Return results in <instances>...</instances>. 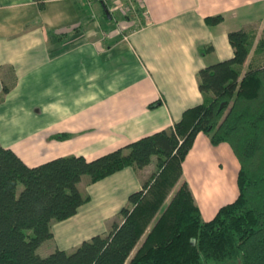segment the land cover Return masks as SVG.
<instances>
[{"label":"crops","instance_id":"crops-1","mask_svg":"<svg viewBox=\"0 0 264 264\" xmlns=\"http://www.w3.org/2000/svg\"><path fill=\"white\" fill-rule=\"evenodd\" d=\"M44 3L41 11L35 0H0V144L29 167L71 156L91 161L173 128L204 103L199 71L233 57L228 34L248 32L264 18V0H145V9L128 15L119 0ZM102 3L109 33L92 15L97 5L104 12ZM113 12L125 21H114ZM216 16L224 22L207 26L205 19ZM152 165L84 185L91 201L53 225L55 249L72 252L107 233ZM231 169L236 187L240 166L231 147H215L200 133L182 180L206 222L235 201H225Z\"/></svg>","mask_w":264,"mask_h":264},{"label":"trees","instance_id":"trees-1","mask_svg":"<svg viewBox=\"0 0 264 264\" xmlns=\"http://www.w3.org/2000/svg\"><path fill=\"white\" fill-rule=\"evenodd\" d=\"M35 1L45 9L44 0ZM223 22V16L205 19L209 27ZM228 40L233 57L197 75L204 103L186 110L169 130L91 161L61 157L36 167L0 144V264H264V65L244 69L248 32H231ZM8 92L5 87L3 96ZM200 133L215 147L228 144L240 166L238 197L208 222L182 180ZM154 158L155 171L107 233L72 252L37 253L54 239V224L91 201L79 188L83 177L96 184L127 168L140 171Z\"/></svg>","mask_w":264,"mask_h":264},{"label":"rangeland","instance_id":"rangeland-1","mask_svg":"<svg viewBox=\"0 0 264 264\" xmlns=\"http://www.w3.org/2000/svg\"><path fill=\"white\" fill-rule=\"evenodd\" d=\"M95 9H96V11H95ZM99 10H100V7H99V5H97L96 8L94 7L93 12H92V15L97 19L98 24H101L104 27L103 30H105L107 28L105 25H106V22H108V21L104 17V12L102 10H101V12H99ZM113 19H114V21L119 22V24H121L122 22L125 21L124 18L121 17L118 14V12H113ZM259 26L263 27V31H261L262 33H261L260 36H258V33L260 34V31L258 30ZM111 29L112 28H108V29L105 30V32L109 33L111 31ZM248 32H249V35H250V42H251V44H250V50H251L250 51V55H252V56L250 57V60L248 62V65H246V67H245L246 69H248V67L250 65H252L253 67H257V66L264 65V18H262V22L259 25L258 24L255 25L254 24L253 26H250L248 28ZM258 50H260V53L262 55H261L260 60L259 61H256L255 55H257V51ZM156 161H157V159L154 158L153 159V162H152L154 164V165H152L153 167L156 166ZM229 172L230 173L228 175L230 177V180H229L230 194H229V199H227L225 201H233V200H236V198L239 195L237 181H236V187H234V185L232 183L233 178H234V175L236 173V169H231V170H229ZM88 183H89V177L88 176L83 177L82 182L79 184V188H80V190L83 193H85V191L83 190L84 189V185H87ZM116 220L121 221L118 218ZM113 221L111 222V224L113 223ZM111 224H109V227L111 226ZM55 250L56 249H55V246H54V242H53V240H50V241L45 242L38 249L37 253L41 257H47L50 254H52Z\"/></svg>","mask_w":264,"mask_h":264},{"label":"built area","instance_id":"built-area-1","mask_svg":"<svg viewBox=\"0 0 264 264\" xmlns=\"http://www.w3.org/2000/svg\"><path fill=\"white\" fill-rule=\"evenodd\" d=\"M89 6L92 7V4L96 0H87ZM119 5L121 6L122 12L125 15L130 13L136 14L137 12L145 9V0H119Z\"/></svg>","mask_w":264,"mask_h":264},{"label":"water","instance_id":"water-1","mask_svg":"<svg viewBox=\"0 0 264 264\" xmlns=\"http://www.w3.org/2000/svg\"><path fill=\"white\" fill-rule=\"evenodd\" d=\"M103 10H104V13L107 16V18L111 19L110 12L105 5H103Z\"/></svg>","mask_w":264,"mask_h":264}]
</instances>
